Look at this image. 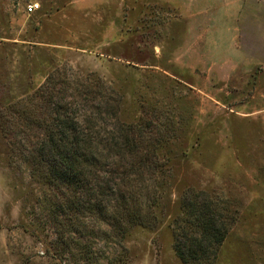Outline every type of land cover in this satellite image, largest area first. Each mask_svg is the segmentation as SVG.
I'll return each instance as SVG.
<instances>
[{
	"label": "rangeland",
	"instance_id": "obj_1",
	"mask_svg": "<svg viewBox=\"0 0 264 264\" xmlns=\"http://www.w3.org/2000/svg\"><path fill=\"white\" fill-rule=\"evenodd\" d=\"M56 69L105 82L164 164L137 201L147 225L100 240L101 264H183L172 230L190 190L236 218L214 264H264V0H0V111ZM8 141L0 127V264H68Z\"/></svg>",
	"mask_w": 264,
	"mask_h": 264
},
{
	"label": "trees",
	"instance_id": "obj_2",
	"mask_svg": "<svg viewBox=\"0 0 264 264\" xmlns=\"http://www.w3.org/2000/svg\"><path fill=\"white\" fill-rule=\"evenodd\" d=\"M120 101L105 82L56 69L0 111L9 146L41 183L45 217L55 225L56 262L64 256L68 264H101L100 240L121 244L130 229L147 225L137 201L164 164L157 142L144 144L146 128L120 120ZM199 199L186 191L173 221V247L183 264H214L236 222L212 198ZM119 260L115 255L107 264Z\"/></svg>",
	"mask_w": 264,
	"mask_h": 264
},
{
	"label": "built area",
	"instance_id": "obj_3",
	"mask_svg": "<svg viewBox=\"0 0 264 264\" xmlns=\"http://www.w3.org/2000/svg\"><path fill=\"white\" fill-rule=\"evenodd\" d=\"M37 8H39V4L38 3H32V4H29L28 5V11L29 12H32L33 10H35V9H37Z\"/></svg>",
	"mask_w": 264,
	"mask_h": 264
}]
</instances>
